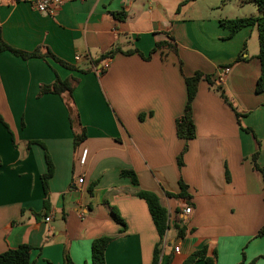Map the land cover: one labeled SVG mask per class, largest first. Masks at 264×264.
<instances>
[{
	"label": "crops",
	"instance_id": "crops-1",
	"mask_svg": "<svg viewBox=\"0 0 264 264\" xmlns=\"http://www.w3.org/2000/svg\"><path fill=\"white\" fill-rule=\"evenodd\" d=\"M221 1L62 0L49 17L27 1L0 0L6 44L24 52L44 47V53L47 47L79 70H91L81 74L51 58L23 60L0 50V115L11 131L0 122V254L26 244L32 264H64L65 252L74 264H92L93 241L112 236L107 264H152L160 239L147 203L137 196L147 191L169 213L160 264L170 256L171 264H182L204 248L217 251L216 264H264V237L257 236L264 226V184L253 162L257 155L264 168V93L256 92L259 33L246 27L231 36L220 24L258 16L259 9L255 0H236L242 10L256 7L258 14L223 17ZM122 12L124 21L115 16ZM161 42L177 52L164 47L152 53ZM113 49L138 50L143 57L117 53L100 60ZM97 62L98 69L108 64L104 74L92 70ZM197 72L224 88L243 128L203 79L193 101L196 138L177 137L176 122L187 104L185 78ZM56 77L80 80L73 97L38 98L40 87ZM71 108L86 129L79 147ZM30 141L44 143L53 163L48 209L45 151ZM123 170L133 171L139 184L122 177ZM180 180L189 197H169L181 193ZM177 216L186 229L182 239Z\"/></svg>",
	"mask_w": 264,
	"mask_h": 264
},
{
	"label": "trees",
	"instance_id": "trees-1",
	"mask_svg": "<svg viewBox=\"0 0 264 264\" xmlns=\"http://www.w3.org/2000/svg\"><path fill=\"white\" fill-rule=\"evenodd\" d=\"M255 3L259 9L258 16H251L248 18H237V19H222L220 21V24L222 27H224L230 32L231 36H234L237 32H239L240 30L246 27H257L258 33H259V45H260V52H259L258 58L261 64V73H260V76L256 84V92L264 93V0H255ZM115 16L120 21H124L127 17L126 13L124 12L118 13ZM164 47H168L174 52H177L176 46L171 45L169 42H161V43L156 44L155 49L152 51V53ZM43 49L44 47H39L32 52H24V51L17 50L3 41L1 37V31H0V50L1 51L10 52L17 57L22 58L23 60H28L31 58H51L55 62L59 63L61 66L67 68L70 71H77L81 74H87L91 72V70H79L77 67L59 59L47 47H45V52L43 53L42 52ZM117 53H122L125 55L138 54L141 57H143V55L138 50H130V51H126L123 53L119 49H113L109 53L104 55L100 60L105 61L108 59H112ZM145 59H150V56ZM98 64L99 62L95 63L94 64L95 67L92 70H95V71L100 70L97 68ZM104 73H105L104 71L101 72V74H104ZM203 79L206 80L215 89V92L233 109V111L235 112L237 116L239 125L241 126V128H243L240 123L241 115L240 113H238L237 109L233 106V104L229 101L224 91V88L221 85L214 84V82L211 81L210 77L204 76L202 73L197 72L193 77L185 78V84L187 88V104H186L183 116L179 118L176 122L177 137L186 142L195 139L197 135L196 126L194 122V116H193V101L195 100L197 96L199 84ZM79 83H80V80L75 77H70L66 80H62L59 77H56L55 81L52 84L42 85L40 87L38 98H41L42 96L46 94L58 95L63 100H65L66 97L72 98L73 93L76 90ZM69 113H70L69 120H70L71 128L73 129V132H74V145L75 147H79L81 143H83L86 140V129L85 127L81 125L79 117H76L77 113L74 109L72 108L69 109ZM0 122L4 126H6V128L10 131L9 126L4 122L1 115H0ZM244 130L247 132H250L249 129H244ZM29 145H39L45 151V160H46L48 171L46 174L42 176V183H43V187H44L45 195H46L44 206L45 208L48 209L50 205L49 199H48L49 198L48 196L49 195V181L53 177V174H54L53 163H52L51 157L44 143L40 141H30ZM186 151H187V146L180 153L177 159V165L179 169L183 167V164H184L183 158H184V154L186 153ZM256 161H257V155H254L253 157L254 168L257 172L261 174L263 184H264V168L259 167ZM0 165H1V158H0ZM121 176L129 179L131 183L135 186L139 184L138 177L133 171L123 170L121 171ZM179 185H180L181 193L179 195L168 194V196L169 197L179 196L180 198H188L189 196L187 194V187L184 185L182 180H180ZM263 190H264V187H263ZM137 196L147 203L151 218L157 230L160 242L155 248L152 264H160V249L159 248H160L161 243L164 241L166 234L169 230L168 210L162 206L159 197L154 193L147 192V191H139L137 192ZM111 214L114 220L118 224L122 225L123 228H126V223L120 217L117 210L112 209ZM181 223H182L181 219L177 216L176 228L178 230L179 239H182L186 232V229L183 226H181ZM257 236L264 237V226L258 231ZM114 240H115V237L102 236L93 241L92 264H107L106 263V251L109 245ZM31 250L32 248L26 244H22L18 246L17 248L10 249L0 254V264H32ZM172 260L173 259L170 256L168 258L167 264H171ZM199 261H203L205 262V264H216L217 251L213 250L211 254H209V250L207 248H204L201 251H197L191 254L182 264H194ZM64 264H74L68 252H65L64 254Z\"/></svg>",
	"mask_w": 264,
	"mask_h": 264
},
{
	"label": "built area",
	"instance_id": "built-area-1",
	"mask_svg": "<svg viewBox=\"0 0 264 264\" xmlns=\"http://www.w3.org/2000/svg\"><path fill=\"white\" fill-rule=\"evenodd\" d=\"M21 1V0H20ZM22 1H27L29 3H31L35 10L40 13L41 15H45V16H54L58 9L60 8L61 4H62V0H22ZM80 57H75V61H79ZM108 69V64H105L104 67H101L100 70H98V73L101 74L102 71H106ZM224 74L229 73V68H225L223 70ZM86 157H87V150H84L80 159V164L81 165H85L86 163ZM83 179H79V184L83 183ZM184 213L186 215H189L191 213V209L190 208H186L184 210ZM52 220V217H46L45 222L49 223ZM165 247V244H164ZM174 253L175 254H179L180 253V247L176 246L174 247Z\"/></svg>",
	"mask_w": 264,
	"mask_h": 264
},
{
	"label": "rangeland",
	"instance_id": "rangeland-1",
	"mask_svg": "<svg viewBox=\"0 0 264 264\" xmlns=\"http://www.w3.org/2000/svg\"><path fill=\"white\" fill-rule=\"evenodd\" d=\"M213 1V0H211ZM222 10H221V16L223 17H242V16H251V14H258V9L256 7H248L245 10H242L239 5L237 4L236 0H222L221 3ZM198 10H196L197 12ZM219 13V12H218ZM160 249V260L161 257L165 256L166 253V247L161 246Z\"/></svg>",
	"mask_w": 264,
	"mask_h": 264
}]
</instances>
